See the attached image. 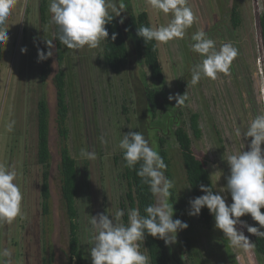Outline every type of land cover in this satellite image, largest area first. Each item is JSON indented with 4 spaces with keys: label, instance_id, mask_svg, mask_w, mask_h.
I'll return each mask as SVG.
<instances>
[{
    "label": "rangeland",
    "instance_id": "rangeland-1",
    "mask_svg": "<svg viewBox=\"0 0 264 264\" xmlns=\"http://www.w3.org/2000/svg\"><path fill=\"white\" fill-rule=\"evenodd\" d=\"M44 0H16L6 20L9 40L4 45L5 57L0 73V165L17 172L23 195L21 214L11 223L0 222V251L9 249L10 264H92L89 243L91 216L100 213L115 214L122 209L126 185L121 166L114 156L120 151L119 143L129 131H140L150 143L160 149V137L167 139L172 157L175 187L174 195L184 209L188 228L178 233L177 242L168 245L173 264H264V255L254 247L253 233L237 225L249 238L251 247L244 250L233 247L215 222L208 227L197 215H189V201L193 195L186 179L175 129L188 120L191 111L200 113L203 136L194 139L195 151L209 158V170L217 191L226 187L230 166L228 155L248 151L251 137L243 132L257 115L264 113V48L259 16L264 12V0H187L197 20L186 29L185 36L158 43L164 68L166 88L161 91L163 108L153 114L147 103L145 84L150 82L148 68L141 64L135 51L130 31L128 12L123 28L130 47V63L117 74L103 56V40L98 47L67 49L62 64L67 73L69 102V135L67 143L78 164L79 236L82 261L70 260L69 223L62 200L59 165L62 138L57 126V98L54 76L59 68L56 28L49 11L51 0L46 1V18L42 19L40 6ZM135 12L147 11L153 27L170 23L171 13L153 9L148 0H129ZM118 6V0H111ZM126 2V0H124ZM238 5L241 24L234 28L232 8ZM109 12H112L109 9ZM202 30L215 41V50L232 44L238 54L227 73H217L216 79L202 76L193 85L192 69L202 63L203 55L193 52L192 35ZM47 40H52L53 56L38 61V49L47 53ZM27 47V52L21 49ZM187 99L177 105L169 96L183 95ZM46 96L50 109V189L49 215L42 209V171L38 161V101ZM126 108V109H124ZM180 110L184 113H179ZM15 121L11 131L7 125ZM188 122V121H187ZM131 127V128H130ZM188 127V126H187ZM241 129V136L235 129ZM188 130L189 127H188ZM104 136L107 143H102ZM264 147V145H262ZM81 149L94 151V159L83 158ZM227 203L231 193L226 192ZM171 202V199H170ZM109 212V213H108ZM175 219V214L173 216ZM253 225L246 214L240 218ZM122 222L127 224L122 217ZM185 236L193 238L195 255L190 256L184 245ZM45 245L46 249H45ZM4 259L0 256V264Z\"/></svg>",
    "mask_w": 264,
    "mask_h": 264
},
{
    "label": "clouds",
    "instance_id": "clouds-1",
    "mask_svg": "<svg viewBox=\"0 0 264 264\" xmlns=\"http://www.w3.org/2000/svg\"><path fill=\"white\" fill-rule=\"evenodd\" d=\"M153 9L165 14L171 13L172 19L167 25L160 27H148L141 25L137 28V35L144 38L145 42L156 41L167 43L176 38H183L186 29L197 20L187 0H148ZM16 0H0V44L6 45L9 40L8 29L5 20L11 15ZM109 9L120 16L126 9L124 0H118V6L111 0H51L49 11L52 14L51 21L57 25L58 38L67 49L79 50L87 45L96 48L102 40L109 37L106 25L113 20ZM120 23H123L121 18ZM118 33L113 32L111 40L115 41ZM194 43L190 44L193 52L203 55L202 63L196 64L192 69L193 85L197 84L201 77L216 79L217 73H227L238 50L230 43L215 50V41L208 37L207 33L199 30L191 37ZM49 50L38 49V61H44L53 56L52 40H47ZM27 52V47L21 49ZM176 99L177 105L183 104L187 99V92L183 95L169 96ZM15 121L7 125L12 130ZM131 128V127H130ZM235 135L241 136V129H235ZM245 137H251L248 151L228 155L226 160L230 166V175L227 177L226 187L216 191L212 176L211 186L200 184V189L205 194L190 199L189 215H199L206 206L215 219V228L223 231L225 237L233 247L247 250L251 247L249 238L237 228L241 225L247 228L249 233L264 237V231L260 228L248 225L240 218L250 214L260 227H264V113L251 120L246 130ZM102 143H107L104 136L100 137ZM119 148L124 150V159L129 168L142 161L137 175L143 183L149 186L151 194L155 197V203L145 207L146 215H141L138 208L128 211L127 224L122 222L125 215L120 209L115 214L100 213L91 216L90 224L93 233L89 243L92 264H149V257L140 249L141 241L145 240V234L157 237L172 245L177 242L178 233L188 224L181 219H173L174 204L170 202L171 189L175 187L173 180L165 175L167 164L156 150V145L150 143V139L140 131H129L120 140ZM81 157L94 159L96 153L81 149ZM17 172L0 165V222L11 223L21 214L23 195L18 183ZM226 192L231 193L232 202L227 203ZM4 259L3 264H10L12 253L9 249L0 251Z\"/></svg>",
    "mask_w": 264,
    "mask_h": 264
},
{
    "label": "trees",
    "instance_id": "trees-1",
    "mask_svg": "<svg viewBox=\"0 0 264 264\" xmlns=\"http://www.w3.org/2000/svg\"><path fill=\"white\" fill-rule=\"evenodd\" d=\"M126 9L128 12V22L130 31L133 34L135 41V51L141 64L148 68L150 74V82L145 84V94L149 108L156 117L160 109L163 108L161 91L166 88V79L164 68L160 60V50L158 42L149 41L145 42L144 38L137 35V28L141 25L153 27L149 13L147 11L135 12L133 6L129 0H126ZM42 19L46 18V1L44 0L40 6ZM114 18L106 25L109 32L108 40H103V56L111 68L112 71L119 74L124 71L130 63V47L126 33L124 31L122 23H120L119 16H115L114 12H109ZM7 20V19H6ZM5 20V25H6ZM232 25L234 28H238L241 24V13L238 5H234L231 13ZM259 22L261 27L262 44L264 48V12L259 16ZM58 28H56V32ZM113 32L118 33L115 41L111 40ZM57 51L59 68L54 76V84L56 89L57 98V110L56 121L57 126L62 138L61 145V162L59 165L60 182L62 200L67 212L69 223V253L70 260L82 261V251L80 245V224H79V210L77 206V198L79 195L78 184V164L76 158L72 155L70 147L67 143L69 135V102L67 94V73L62 67L65 53L63 51V45L57 38ZM5 57L4 44H0V73L2 71V62ZM126 109V108H124ZM181 114H184L181 110ZM188 121V122H187ZM184 121L182 125H179L174 134L179 144V151L182 156L186 179L191 189L193 198L205 194L200 189V184L211 186V173L209 170V158L198 154L194 149V139H201L203 136V128L200 120V113L197 111H191L188 116V120ZM37 126H38V161L43 166L42 171V209L44 215H49L51 209V189H50V109L46 96H43L38 101L37 111ZM190 130H188V127ZM167 139L160 137V149L159 154L167 164L165 175L171 179L173 176V163L172 157L167 148ZM116 163L121 166L122 179L125 182L126 189L121 208L124 210L123 216L125 222H128V211L133 208H138L141 215H146L144 209L147 205L155 203V197L151 194L149 186L143 183L142 178L137 175V170L140 168L139 162L134 168H129L127 162L124 159V150L120 151L114 156ZM213 180V179H212ZM214 183V181H213ZM217 191V189H216ZM171 203L174 204L175 219L179 218L185 222L186 215L182 206L177 202L172 190ZM264 211V208L261 209ZM198 219L210 227L215 222L214 216L210 213L209 209L205 206ZM264 231V227H260L259 222L253 219V225ZM254 247L256 251L264 255V237H258L253 234ZM140 251L145 253L149 257V264H173L170 254L169 246L165 245V242L157 237H152L149 234H145V240L139 242ZM184 245L188 250L190 256L195 255V249L193 244V238L185 236ZM45 245V249H46ZM52 256L43 259V264H49L52 262Z\"/></svg>",
    "mask_w": 264,
    "mask_h": 264
}]
</instances>
